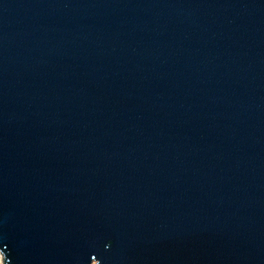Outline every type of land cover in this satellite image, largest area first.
I'll return each instance as SVG.
<instances>
[{"label":"water","instance_id":"obj_1","mask_svg":"<svg viewBox=\"0 0 264 264\" xmlns=\"http://www.w3.org/2000/svg\"><path fill=\"white\" fill-rule=\"evenodd\" d=\"M2 264H264V0H0Z\"/></svg>","mask_w":264,"mask_h":264},{"label":"rangeland","instance_id":"obj_2","mask_svg":"<svg viewBox=\"0 0 264 264\" xmlns=\"http://www.w3.org/2000/svg\"><path fill=\"white\" fill-rule=\"evenodd\" d=\"M0 264H1V256H0Z\"/></svg>","mask_w":264,"mask_h":264},{"label":"bare ground","instance_id":"obj_3","mask_svg":"<svg viewBox=\"0 0 264 264\" xmlns=\"http://www.w3.org/2000/svg\"><path fill=\"white\" fill-rule=\"evenodd\" d=\"M2 264V263H1Z\"/></svg>","mask_w":264,"mask_h":264}]
</instances>
